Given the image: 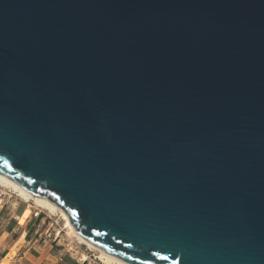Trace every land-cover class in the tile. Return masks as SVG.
Here are the masks:
<instances>
[{
    "label": "water",
    "instance_id": "water-1",
    "mask_svg": "<svg viewBox=\"0 0 264 264\" xmlns=\"http://www.w3.org/2000/svg\"><path fill=\"white\" fill-rule=\"evenodd\" d=\"M0 173L130 264H264V0H0Z\"/></svg>",
    "mask_w": 264,
    "mask_h": 264
},
{
    "label": "crops",
    "instance_id": "crops-1",
    "mask_svg": "<svg viewBox=\"0 0 264 264\" xmlns=\"http://www.w3.org/2000/svg\"><path fill=\"white\" fill-rule=\"evenodd\" d=\"M28 201L19 199L12 206L0 205V264H91L90 256L80 260L67 254L56 241L58 238L43 241V226L51 223L45 211ZM28 207V216L20 220Z\"/></svg>",
    "mask_w": 264,
    "mask_h": 264
},
{
    "label": "bare ground",
    "instance_id": "bare-ground-1",
    "mask_svg": "<svg viewBox=\"0 0 264 264\" xmlns=\"http://www.w3.org/2000/svg\"><path fill=\"white\" fill-rule=\"evenodd\" d=\"M0 186H1V188H3V189H0V201L6 196L11 197V194L7 193V191H6L9 189L13 192H16L17 193L16 195H18L20 198H22L24 200L32 198V199H34L33 201H35L38 204V206L43 207L46 210L56 212L60 215V218L62 221V227L65 229L66 234H70V236H73V238L75 237L78 241L84 242L92 248H96L95 246H93L92 244L87 242L84 238H82L76 232L73 224H71V222L69 220V216H68L67 212H65L63 209H61L58 205L52 203L47 198L32 194L30 191L26 190L21 185H19L16 181L12 180L11 178L5 176L2 173H0ZM96 249L99 252L100 260L104 264H130V263H127L123 260H120L119 258L114 257V256H112V255H110V254H108V253H106V252H104L98 248H96ZM81 256L83 259L86 260L87 257L84 254H82Z\"/></svg>",
    "mask_w": 264,
    "mask_h": 264
},
{
    "label": "rangeland",
    "instance_id": "rangeland-1",
    "mask_svg": "<svg viewBox=\"0 0 264 264\" xmlns=\"http://www.w3.org/2000/svg\"><path fill=\"white\" fill-rule=\"evenodd\" d=\"M0 189H3V188H1V186H0ZM6 191H7V193L12 194V198L8 202H5V201H4V203L2 202L3 207H6L8 205L12 206V204L14 202L18 201L19 199L22 200V198H20L18 195H16L17 194L16 192L11 191L10 189L6 190ZM33 200L34 199L29 198L25 201H28V203L33 205L36 209H41V210L45 211L48 214V216H50V219L48 221L51 224H48L46 221L47 224H44V226H43V229H44L43 234H46V232H51L52 230H54V231L60 230L61 231L60 235L58 236V240H56V241L59 242L60 247L62 249L68 251L67 254H71L72 256H75L77 259L85 260L81 256L82 254H84L87 258H88V256H90V258L92 259L91 264H104L100 260L99 252L97 251L96 248H92V247L88 246L86 243L78 241L75 237L73 238V236H70V234H66L65 229L62 227V221H61L60 215L58 213L46 210L45 208L38 206V204ZM29 210H30V207H28L24 211L23 215L20 217V220H23L24 218H26L28 216Z\"/></svg>",
    "mask_w": 264,
    "mask_h": 264
},
{
    "label": "built area",
    "instance_id": "built-area-1",
    "mask_svg": "<svg viewBox=\"0 0 264 264\" xmlns=\"http://www.w3.org/2000/svg\"><path fill=\"white\" fill-rule=\"evenodd\" d=\"M11 198H12V194H11V197L10 196L4 197L1 200L0 205H2V202L4 203V201L8 202ZM45 216H46V220L48 221L50 219V216H48L47 213H45ZM60 232H61L60 230H56V231L52 230L51 232H46V234H43V241H54V240H56V238H58V236L60 235Z\"/></svg>",
    "mask_w": 264,
    "mask_h": 264
}]
</instances>
